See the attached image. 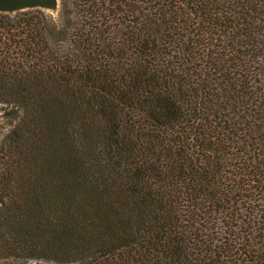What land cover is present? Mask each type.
<instances>
[{"label": "trees", "instance_id": "trees-1", "mask_svg": "<svg viewBox=\"0 0 264 264\" xmlns=\"http://www.w3.org/2000/svg\"><path fill=\"white\" fill-rule=\"evenodd\" d=\"M0 264H264V0L0 13Z\"/></svg>", "mask_w": 264, "mask_h": 264}, {"label": "water", "instance_id": "water-1", "mask_svg": "<svg viewBox=\"0 0 264 264\" xmlns=\"http://www.w3.org/2000/svg\"><path fill=\"white\" fill-rule=\"evenodd\" d=\"M59 0H0V13H14L26 9H47L54 11Z\"/></svg>", "mask_w": 264, "mask_h": 264}, {"label": "rangeland", "instance_id": "rangeland-1", "mask_svg": "<svg viewBox=\"0 0 264 264\" xmlns=\"http://www.w3.org/2000/svg\"><path fill=\"white\" fill-rule=\"evenodd\" d=\"M44 11L48 12L51 15H56L58 8L54 11L47 10V9H44ZM5 128H6L5 121H2V119L0 118V141L3 137L4 132H5ZM24 264H54V263H48V262H44V261H28Z\"/></svg>", "mask_w": 264, "mask_h": 264}]
</instances>
